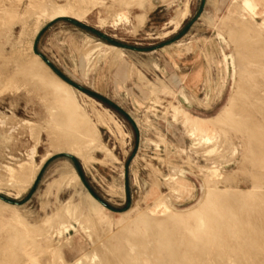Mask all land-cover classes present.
<instances>
[{
  "label": "rangeland",
  "instance_id": "1",
  "mask_svg": "<svg viewBox=\"0 0 264 264\" xmlns=\"http://www.w3.org/2000/svg\"><path fill=\"white\" fill-rule=\"evenodd\" d=\"M27 1L0 0V264H101L106 253L122 263L112 244L131 227L121 246L168 264L160 226L188 252L198 228L188 213L205 202L217 216L203 215V229L221 236L203 234L210 253L197 260L264 264V247L246 243L264 233V0H61L83 17L54 19ZM29 46L72 88L67 108L94 125L87 164L46 154L66 102L25 76Z\"/></svg>",
  "mask_w": 264,
  "mask_h": 264
},
{
  "label": "bare ground",
  "instance_id": "2",
  "mask_svg": "<svg viewBox=\"0 0 264 264\" xmlns=\"http://www.w3.org/2000/svg\"><path fill=\"white\" fill-rule=\"evenodd\" d=\"M29 1V0H28ZM27 1V2H28ZM93 1V0H92ZM133 1V0H132ZM132 1L131 2H127L128 4H133L132 3ZM135 1H137V0H135ZM139 1V0H138ZM137 1V2H138ZM253 1V0H252ZM139 3V2H138ZM113 4V3H112ZM115 4H117V3H115ZM137 4V3H136ZM253 4V3H252ZM11 5L13 6V4H10V6L8 7L9 9H10V7H11ZM118 5V4H117ZM1 6V5H0ZM26 7H27V9H30L31 10V12H32V10L34 11V10H36V13H37V11L38 12H40L39 14H37V15H39V16H42V17H45V18H49V19H54V18H56V17H60V16H72V17H79V18H82L83 17V15H82V13L81 12H79V11H76L74 8H72V7H70V6H68V5H64V4H61V0H31L29 3H28V5L26 4L25 5ZM110 6H113V5H110ZM130 6V5H129ZM139 6H140V4H139ZM2 7V6H1ZM14 7V6H13ZM25 7V8H26ZM115 7V6H114ZM4 5H3V8H2V10H4ZM16 8V7H15ZM6 10H7V8L5 9V12H6ZM11 10H12V8H11ZM14 10V9H13ZM16 10V9H15ZM183 10V9H182ZM186 10V9H185ZM8 11V10H7ZM184 11V10H183ZM185 12V11H184ZM1 13V12H0ZM8 12H6L5 13V16H6V14H7ZM11 13V12H10ZM30 13V12H29ZM33 13V12H32ZM1 14H4V12L3 13H1ZM1 14H0V16H1ZM9 14V13H8ZM12 15H15V17H16V14L15 13H13ZM18 15V14H17ZM4 16V15H3ZM8 16V15H7ZM10 16V15H9ZM181 16V15H180ZM19 17V16H18ZM182 17V16H181ZM3 17H1V19H2ZM6 18V17H5ZM10 18H12V16L10 17ZM17 18V17H16ZM15 18V19H16ZM4 19V18H3ZM3 20H1V22L0 23H3L2 22ZM20 21V20H19ZM21 21H22V23H21ZM20 21V23L21 24H24L25 22H26V19H25V21L23 20V16H22V20ZM23 21H24V23H23ZM1 26V25H0ZM39 29V24H37V25H35V27H34V29L32 30V33H31V35L33 36V34L37 31ZM111 48H113V47H111ZM3 49L1 48V51H2ZM28 50H29V52L26 54H23V56H22V63H23V66H24V69H23V72H25L26 73V75L25 76H27V77H29L28 79H35V80H37V81H39L40 83H42V85L44 86V88L47 90V91H51L52 93H54V94H56L58 97H57V99L59 98L60 99V101H56V100H52L53 102L52 103H62L61 101H65V100H67V99H69V97H70V95H69V91L70 90H72V88L68 85V83L66 82L65 83V81H63V80H61L60 79V77L59 76H57L56 74H54L53 73V71L47 66V65H45V62L44 61H41L40 60V58H39V56H37L36 54L37 53H35L34 51H32L31 52V46H29L28 47ZM2 53V52H1ZM2 57V54H1V56H0V58ZM8 58V57H7ZM10 58V57H9ZM18 62H19V60H17ZM21 63V62H20ZM21 63V64H22ZM20 66V65H19ZM19 68H21L22 69V67H19ZM21 69H18V70H21ZM22 71V70H21ZM5 76V75H4ZM23 76V75H22ZM9 77V76H8ZM1 79H2V77H0ZM12 78V77H11ZM6 79H7V77H6ZM9 79V78H8ZM4 80H5V78H4ZM10 80V79H9ZM12 80V79H11ZM10 80V81H11ZM14 80V79H13ZM9 81V83H8V81L7 80H5V82H6V84L8 83L9 85H13V83H15V81H12L13 83H11ZM2 82H3V80H2ZM1 82V83H2ZM23 82L24 81H22V84H23ZM11 83V84H10ZM6 84H4V85H6ZM7 84V85H8ZM3 85V86H4ZM6 85V86H7ZM8 85V86H9ZM10 86V87H11ZM23 86V85H22ZM5 87V86H4ZM13 87V86H12ZM11 87V89H14V88H12ZM1 88V87H0ZM17 91V90H16ZM28 93V92H27ZM51 93V94H52ZM71 93V92H70ZM49 95V94H48ZM84 95V94H83ZM52 96H53V94H52ZM56 97V96H55ZM54 99V98H53ZM66 102V101H65ZM65 102H63L64 104H65ZM67 103L68 102H66V106L65 105H63V107L65 108H60V105L61 104H58V106H57V104H53L54 106L53 107H55V109H56V114H57V108H59L58 110L61 112V110H63V112L64 113H60L59 114V111H58V114L59 115H57L58 117H56L55 118V120H54V127H52V128H49L48 129V135H49V147H50V150L46 153L47 154V156H49V155H51V154H53V153H60V152H63V153H66V154H70V155H74L75 157H79V158H81V160H82V162L83 163H85V164H87L88 163V161H89V150H90V147H91V145H92V142L94 141V139H95V130H92V129H94V128H92L91 129V127L88 125V122L86 121V120H88L87 118H84L83 119V116L80 114L81 112H80V110H81V108H80V110H77V108H74V109H69V108H67ZM76 104V103H75ZM89 105V104H88ZM62 106V105H61ZM69 106V105H68ZM76 106V105H75ZM74 106V107H75ZM77 107V106H76ZM90 107V106H89ZM50 108V107H49ZM55 109H53V110H55ZM50 111V110H49ZM53 112V111H52ZM100 112V111H99ZM82 114H83V112H82ZM85 117H87V116H85ZM98 118V117H97ZM89 121V120H88ZM100 121V120H99ZM90 122V121H89ZM98 122V121H97ZM91 123V122H90ZM101 123V122H100ZM91 125H93L92 123H91ZM92 127H94V125L92 126ZM30 128V127H29ZM30 130V129H29ZM33 157V156H32ZM31 157V158H32ZM91 158V157H90ZM42 161V160H41ZM43 161H44V158H43ZM33 162V161H32ZM40 163V162H39ZM38 163V164H39ZM262 163V162H261ZM34 164V163H33ZM32 164V166H34V167H31L32 169H34L35 168V165H33ZM37 164V165H38ZM31 165V164H30ZM29 165V166H30ZM36 165V166H37ZM41 165V164H40ZM39 165V166H40ZM31 168H30V170H31ZM10 169H12V168H10ZM35 169H38L37 167L35 168ZM15 169H13L12 171H14ZM10 171V170H9ZM32 172H33V170H31ZM36 171V170H35ZM34 171V172H35ZM30 172V171H29ZM28 171H27V173H29ZM31 172V173H32ZM34 172H33V174L32 175H34ZM13 174H14V172H12ZM11 176V178H14V177H12V175H10ZM27 176H28V174H27ZM75 176H76V174H75ZM32 177V176H31ZM30 179V178H29ZM213 190V189H212ZM228 193V192H227ZM212 194H214V193H212ZM229 194V193H228ZM228 194H226L227 196H228ZM231 194V193H230ZM226 196V197H227ZM220 197V196H219ZM222 197V196H221ZM230 198H231V196H229ZM232 200V199H231ZM207 202H208V200H207ZM225 202V201H224ZM234 202V201H233ZM97 204V203H96ZM95 203L94 204H92V205H90V207H91V210H90V215L91 216H95V217H97V219H98V221H100L102 224H104V223H106L107 224V222H108V220H107V216H106V214H105V211H104V209L102 210V207H99L98 206V204L96 205ZM209 204H210V208L209 207H207V206H209ZM227 204V203H226ZM226 204L224 205V207H222L223 208V210H224V208H225V210L226 209H228V207L226 206ZM228 204H231V203H229V201H228ZM227 204V205H228ZM1 205V204H0ZM207 205V206H206ZM234 205V204H233ZM2 206V205H1ZM207 208H209V209H211V203H204V204H202L200 207L198 206V208L197 209H195V210H193V211H191L190 213H188V217H190V218H197V223H198V228L194 231L195 233H193V231H191L190 229H188V227L186 228V230H185V227H183L184 228V235H189L190 236V233L192 232L193 233V236H194V238L192 239V240H190V245L188 246V252H184V253H182V252H180L179 251V249H176V245L177 244H175L176 243V241L173 239V238H166V236H169V234H170V236L172 235L171 233H168V232H166L167 230H166V228L164 227L163 228V226H160L161 228H160V230H161V237L158 239V243H157V246H158V248L160 249L159 251H162V254L164 253V254H166V257H165V259H166V262L168 263V264H201L202 262L200 261V260H197V258L198 257H200V255L201 256H203V255H205L206 254V251H208L206 248L207 247H205L204 245L205 244H207L208 245V243H209V241L207 240L208 239V237H203L202 235L203 234H205V233H207V234H209L210 236H211V234H210V232H211V228H210V226L209 227H206V228H204L203 229V227L205 226V219L206 218H209V219H212L213 220V218H216V216H217V212H216V210H212L214 213H216V214H214V215H216V216H214V217H212V218H210L211 216H210V214H209V212L208 211H210V210H206V207ZM219 206V205H218ZM229 206V205H228ZM240 207V206H239ZM3 208V207H2ZM212 208H213V206H212ZM231 208V207H230ZM214 209V208H213ZM220 209V208H219ZM233 209V208H232ZM232 209H228V212H229V216H231V217H229V218H234V213L236 212H231V210ZM220 210H222V209H220ZM230 210V211H229ZM236 210V209H235ZM2 209H1V207H0V216L2 215ZM211 212V211H210ZM212 212V213H213ZM225 212V211H224ZM239 212V211H238ZM206 214V215H205ZM242 214V213H241ZM97 215V216H96ZM203 215H205L206 216V218L204 219V217L205 216H203ZM212 216H213V214H211ZM239 216V215H238ZM237 216V217H238ZM8 218L9 219H11V220H13V221H18V217L16 216V214L14 213H9L8 214ZM194 218V220H196ZM239 218H240V216H239ZM243 218V217H242ZM246 218V217H245ZM172 219H174V218H172ZM184 219H185V217H184ZM209 219H206V220H209ZM217 219H218V217H217ZM217 219L216 220H214V221H216V223H217ZM235 219V218H234ZM259 219V218H258ZM193 220V221H194ZM231 220V219H230ZM247 220V219H246ZM152 221H154V220H152ZM168 221V220H167ZM177 221V220H176ZM176 221H174L175 223H176ZM214 221H212V223L214 222ZM231 221H235V220H231ZM171 222H173V221H171ZM173 222V223H174ZM210 220L207 222V224H210ZM228 222V221H227ZM241 222H243V221H241ZM61 223V222H60ZM100 223V224H101ZM110 223V222H109ZM118 223H120V222H118ZM172 223V224H173ZM175 223H174V225H175ZM180 223V222H179ZM228 223H230L231 224V222H228ZM151 224V223H150ZM153 224H155V221L153 222ZM159 224V223H158ZM206 224V225H207ZM217 224H219V222L217 223ZM220 224H221V222H220ZM240 224V223H239ZM238 224V225H239ZM180 225H181V223H180ZM187 226V224H185L184 223V226ZM211 225V224H210ZM176 226V225H175ZM179 226V224H177V227ZM237 226V225H236ZM241 226H243V225H241ZM196 227V226H195ZM217 227V226H216ZM230 227V226H229ZM132 228H134V227H131V228H127V229H125L123 232H121L120 234H118V238H116V240H114L115 241V244H112V242L110 243V242H108V243H110V245L112 244V245H114L113 246V248H112V245H111V247H110V245H109V247H108V249L111 251V249H113V250H115V252H117V254L118 255H120V259H121V261H122V263L120 262L119 263V258L118 259H116V260H118V263L119 264H139L140 262H141V264H155L154 263V261L153 260H151V259H143L140 255H138V256H131L130 254H129V251L124 247V246H121V240H122V236H134V232L132 231L133 229ZM136 228V227H135ZM218 228H220L219 227V225H218ZM228 227H226V229H227ZM260 228V227H259ZM132 229V230H131ZM168 229V228H167ZM181 229H182V227H181ZM188 229V230H187ZM209 229V230H208ZM211 229V230H210ZM58 230V229H57ZM214 230V229H213ZM221 230L222 229H220L219 231L221 232ZM214 231H216V230H214ZM22 231H20V233H21ZM168 235H167V234ZM212 233V235H214V236H218L219 234H213V232H211ZM247 233H249V232H247ZM19 234V231H16V233L14 234V236H19L18 235ZM166 236H165V235ZM223 234V233H222ZM242 234V233H241ZM58 235H60V234H58ZM192 235V234H191ZM12 236H13V234H12ZM165 236V237H164ZM169 236V237H170ZM173 236V235H172ZM171 236V237H172ZM221 236V235H220ZM220 236H218V237H220ZM116 236H114V238H115ZM122 237V238H121ZM213 237V236H212ZM218 237H216V238H218ZM246 237H248L247 238V246H251V247H253V246H263L264 247V233L262 232V234L260 235V237H258V238H255V237H253V236H246ZM111 238V237H110ZM113 238V237H112ZM111 238V239H112ZM206 238V239H205ZM216 238L214 237V240H216ZM222 238V237H221ZM221 238L220 239H217V240H221ZM13 242L15 241V237H13ZM109 240V241H113V239L112 240ZM121 239V240H120ZM173 239V241H171ZM181 239V238H180ZM189 239H191V238H189ZM239 239V238H238ZM214 240H211L212 242L214 241ZM243 240H245V239H243ZM113 241V242H114ZM222 242H223V240H221ZM156 242V241H155ZM206 242H208V243H206ZM214 242H216V241H214ZM11 243V242H10ZM14 245L13 246H15V244L17 245V243L16 242H14L13 243ZM214 244V243H213ZM184 245V244H183ZM206 245V246H207ZM209 246V245H208ZM233 246V245H232ZM217 248H219V247H217ZM228 248V247H227ZM226 248V249H227ZM232 249H233V247H232ZM264 249V248H263ZM112 250V252H114ZM228 250V249H227ZM184 251V250H183ZM230 251V250H229ZM232 251V250H231ZM180 252V253H179ZM217 252V251H216ZM264 252V251H263ZM106 252H102L101 254H105ZM210 253V252H209ZM208 252H207V254H209ZM115 255V256H118V255ZM206 254V255H207ZM218 254L220 255V252L219 253H216V255L218 256ZM232 254H233V252H232ZM106 255H107V253H106ZM106 255H104L105 257H106ZM205 255V256H206ZM222 255V254H221ZM101 256V255H100ZM111 256H113V255H110V263L114 260H112L111 259ZM114 256V257H115ZM238 256V255H237ZM105 257L103 258V260H101V264H103L102 262L104 261V259H105ZM107 257H109V255H107ZM119 257V256H118ZM219 257V256H218ZM218 257H216L217 258V260L215 261V262H222V261H219L220 259L218 258ZM214 258V257H213ZM221 258V257H220ZM101 259V258H100ZM106 259H108V258H106ZM105 259V260H106ZM198 259H200V258H198ZM219 259V260H218ZM201 260H202V258H201ZM221 260H222V258H221ZM106 262L108 263L109 262V260H106ZM117 262V261H116ZM106 263V264H107ZM110 263H108V264H110ZM113 263H115V262H113ZM117 263V264H118ZM219 263V264H220ZM223 263V262H222ZM100 264V263H99ZM105 264V263H104ZM116 264V263H115Z\"/></svg>",
  "mask_w": 264,
  "mask_h": 264
},
{
  "label": "trees",
  "instance_id": "3",
  "mask_svg": "<svg viewBox=\"0 0 264 264\" xmlns=\"http://www.w3.org/2000/svg\"><path fill=\"white\" fill-rule=\"evenodd\" d=\"M55 72L59 75V76H61L62 77V75L58 72V71H56L55 70ZM66 80V79H65ZM91 95H93V96H95V97H97L98 99H100L101 101H105L103 98H101V97H99V96H97V95H95V94H92V93H90Z\"/></svg>",
  "mask_w": 264,
  "mask_h": 264
},
{
  "label": "water",
  "instance_id": "4",
  "mask_svg": "<svg viewBox=\"0 0 264 264\" xmlns=\"http://www.w3.org/2000/svg\"><path fill=\"white\" fill-rule=\"evenodd\" d=\"M44 62H45V64H47V65H48V60L44 59ZM67 155L71 156L70 154H67ZM0 199H2V197H1V196H0Z\"/></svg>",
  "mask_w": 264,
  "mask_h": 264
}]
</instances>
